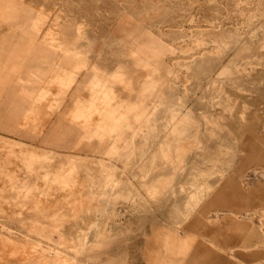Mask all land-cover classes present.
<instances>
[{"label": "rangeland", "instance_id": "1", "mask_svg": "<svg viewBox=\"0 0 264 264\" xmlns=\"http://www.w3.org/2000/svg\"><path fill=\"white\" fill-rule=\"evenodd\" d=\"M2 6L22 45L0 120L26 64L48 72L38 114L0 128V264H264V0ZM33 18L82 59L73 87L30 61Z\"/></svg>", "mask_w": 264, "mask_h": 264}, {"label": "crops", "instance_id": "2", "mask_svg": "<svg viewBox=\"0 0 264 264\" xmlns=\"http://www.w3.org/2000/svg\"><path fill=\"white\" fill-rule=\"evenodd\" d=\"M17 3L18 0H0V5H16ZM10 19L11 18H9V20ZM36 22V18L25 22L27 32L24 33V39H26L27 42L29 41L28 43H30L35 49L36 47L41 46V48L39 47L40 51L35 52L31 56L30 61H45L48 64H52L57 61L58 64L53 71L52 81L56 82L61 87L62 91L67 90L69 87H73L77 73L83 68L82 59L77 57L78 54L76 52H72L71 50H69L65 46V43L63 41L59 42L58 44H52L51 42L49 43L46 41H35L34 38L31 37L29 31L31 29L30 25L32 24L34 26ZM2 23L7 24L9 27L11 26L8 21L2 18V15L0 13V24ZM13 35L14 34L11 31H6L5 33L0 34V78L2 79L0 84V91L3 89L6 82L11 81V77L13 74V69H11V67L9 69L7 68V66L3 65L2 60L14 58V56H16V52H19V48L22 45V41H18V39H16ZM77 61L79 62L76 63ZM21 72L23 73V77L22 79H20V81H17L21 84V86L16 88L14 91H23L25 95H23L22 98H19L17 94V97L20 99L19 104H17V107H15L13 111H9L8 113H6V115L0 120V128L9 132L18 131V125L13 119L6 120L5 117L15 118L17 114H21L23 117H27L30 114L37 115L38 103L43 100L47 94V89L39 87V84L46 76L48 70H44V68L39 67L31 68L28 64H26V69ZM81 83L82 82H79L75 87V93L81 91ZM28 84H34L29 94L27 92L28 90L26 89V86ZM81 103L82 101L80 100L75 101V107L71 113L72 115L82 114L81 112H77V109H81ZM32 110L36 111L33 112Z\"/></svg>", "mask_w": 264, "mask_h": 264}, {"label": "bare ground", "instance_id": "3", "mask_svg": "<svg viewBox=\"0 0 264 264\" xmlns=\"http://www.w3.org/2000/svg\"><path fill=\"white\" fill-rule=\"evenodd\" d=\"M3 6H4V5H3ZM3 6H2V7H3ZM7 6H8V5H7ZM3 10H5V9H3ZM11 14H12V13H11ZM38 42H39V41H38ZM144 48H145V47H144ZM151 51H152V50H151ZM149 52H150V51H149ZM155 54H156V53H155Z\"/></svg>", "mask_w": 264, "mask_h": 264}]
</instances>
